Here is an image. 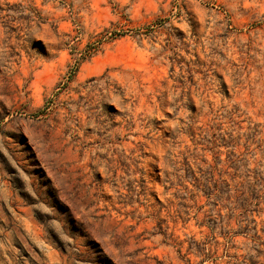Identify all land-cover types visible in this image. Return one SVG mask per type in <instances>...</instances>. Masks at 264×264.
Wrapping results in <instances>:
<instances>
[{
    "label": "rangeland",
    "instance_id": "374dc122",
    "mask_svg": "<svg viewBox=\"0 0 264 264\" xmlns=\"http://www.w3.org/2000/svg\"><path fill=\"white\" fill-rule=\"evenodd\" d=\"M0 264H264V0H0Z\"/></svg>",
    "mask_w": 264,
    "mask_h": 264
}]
</instances>
